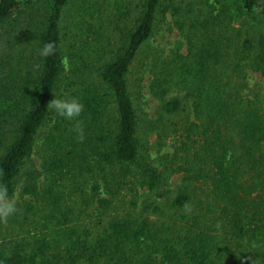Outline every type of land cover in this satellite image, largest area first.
I'll return each mask as SVG.
<instances>
[{
    "label": "trees",
    "instance_id": "trees-1",
    "mask_svg": "<svg viewBox=\"0 0 264 264\" xmlns=\"http://www.w3.org/2000/svg\"><path fill=\"white\" fill-rule=\"evenodd\" d=\"M78 1L0 0V184L23 200L0 217V264H264V0H80L65 59ZM166 16L186 53L150 61L142 118L128 74ZM167 132L158 167L142 135Z\"/></svg>",
    "mask_w": 264,
    "mask_h": 264
},
{
    "label": "rangeland",
    "instance_id": "rangeland-1",
    "mask_svg": "<svg viewBox=\"0 0 264 264\" xmlns=\"http://www.w3.org/2000/svg\"><path fill=\"white\" fill-rule=\"evenodd\" d=\"M80 0L69 5L64 13V19L62 22V34H63V54L65 59H68V55L73 51H77L82 42L80 41L81 33L80 30L75 27L76 16L78 13V8ZM33 16H38V12L32 10ZM180 47L182 53H186V44L185 40L182 37L181 33L173 25V20L170 16L161 19L157 22L154 32L149 40L143 45L139 50L135 61L133 62L130 72L128 74V84L130 91L132 93L134 105L138 110L139 116L143 118V115L148 114L146 117L157 118V103L154 101L153 97L149 91V85L152 80V75L148 72V66L150 61L159 55H169L171 51ZM248 89L259 90L262 88V80L258 73H249L248 78ZM248 92V90H247ZM189 114V111L183 113L179 117H175L174 122L181 124L182 121ZM183 124V123H182ZM50 122L44 127L43 130H46L50 126ZM167 138L164 141H160L156 133H152L149 138L142 135L144 141L148 140L149 151L152 154V158L155 161V165L161 167L164 164L163 159L161 158L166 153L171 152L172 141L175 139V136L171 132H167ZM33 161L36 166L40 168V160L37 155H33ZM180 174L173 175L171 182L172 185H175L179 182ZM197 186V194L200 195V185ZM157 196L159 202H162L166 195L158 193ZM16 203H22L23 200L18 196L12 198ZM164 203V201H163Z\"/></svg>",
    "mask_w": 264,
    "mask_h": 264
},
{
    "label": "clouds",
    "instance_id": "clouds-1",
    "mask_svg": "<svg viewBox=\"0 0 264 264\" xmlns=\"http://www.w3.org/2000/svg\"><path fill=\"white\" fill-rule=\"evenodd\" d=\"M54 44L47 43L40 49V55L43 57L50 56L54 53ZM51 107L60 115L68 120H74L79 117L84 110V105L76 98L61 100L53 99ZM17 211L16 202L8 197V189L0 184V217L7 218Z\"/></svg>",
    "mask_w": 264,
    "mask_h": 264
}]
</instances>
